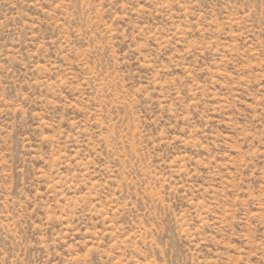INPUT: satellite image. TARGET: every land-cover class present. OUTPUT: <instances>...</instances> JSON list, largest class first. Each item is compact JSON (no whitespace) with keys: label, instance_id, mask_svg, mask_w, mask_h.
<instances>
[{"label":"rangeland","instance_id":"1","mask_svg":"<svg viewBox=\"0 0 264 264\" xmlns=\"http://www.w3.org/2000/svg\"><path fill=\"white\" fill-rule=\"evenodd\" d=\"M0 264H264V0H0Z\"/></svg>","mask_w":264,"mask_h":264}]
</instances>
